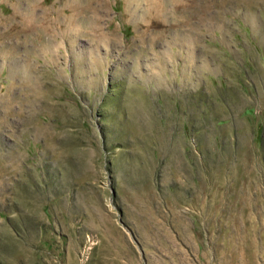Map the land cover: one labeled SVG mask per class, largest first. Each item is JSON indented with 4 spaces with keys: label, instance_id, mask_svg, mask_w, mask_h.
<instances>
[{
    "label": "rangeland",
    "instance_id": "374dc122",
    "mask_svg": "<svg viewBox=\"0 0 264 264\" xmlns=\"http://www.w3.org/2000/svg\"><path fill=\"white\" fill-rule=\"evenodd\" d=\"M0 264H264V0H0Z\"/></svg>",
    "mask_w": 264,
    "mask_h": 264
},
{
    "label": "bare ground",
    "instance_id": "6f19581e",
    "mask_svg": "<svg viewBox=\"0 0 264 264\" xmlns=\"http://www.w3.org/2000/svg\"><path fill=\"white\" fill-rule=\"evenodd\" d=\"M215 211V210H214ZM189 219V218H188ZM210 222V221H209Z\"/></svg>",
    "mask_w": 264,
    "mask_h": 264
}]
</instances>
